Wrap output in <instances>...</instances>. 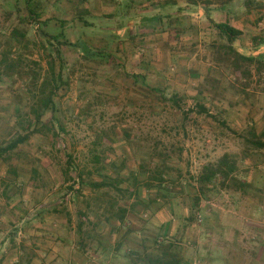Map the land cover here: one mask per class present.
<instances>
[{"label":"rangeland","instance_id":"374dc122","mask_svg":"<svg viewBox=\"0 0 264 264\" xmlns=\"http://www.w3.org/2000/svg\"><path fill=\"white\" fill-rule=\"evenodd\" d=\"M113 1L0 0V54L15 44L16 68L35 70L38 82L48 72L47 37L63 29L66 40L54 96L65 132L34 134L3 154L8 160L0 155V264L25 263L15 253L22 245L28 255L44 248L50 264L46 249L57 244L71 253L96 248L93 264L105 263L109 246L125 254L113 258L120 264H150L142 254L158 255L161 240L185 264H264V149L251 142L264 140V0H180L183 19L178 10L129 27ZM216 22L241 29L232 47L256 59H237ZM13 27L25 33L21 43ZM82 44L98 55L85 56ZM12 75L0 78L1 146L21 132L16 108L31 102L26 78ZM49 123L57 132L55 119ZM64 143L85 173L81 187L74 171H63ZM223 154L235 162V181L202 184L205 167ZM103 177L118 189L90 186ZM118 205L127 212L117 228L109 216Z\"/></svg>","mask_w":264,"mask_h":264},{"label":"trees","instance_id":"16d2710c","mask_svg":"<svg viewBox=\"0 0 264 264\" xmlns=\"http://www.w3.org/2000/svg\"><path fill=\"white\" fill-rule=\"evenodd\" d=\"M198 1V3L201 1L204 3L206 0H195ZM32 0H26V4L30 5ZM254 0H247L245 1V5L252 4ZM194 3V2H192ZM195 5V4H193ZM29 15L28 18L31 21H36L38 19V14H36L32 9H29ZM39 24V22H38ZM43 25V23H42ZM215 29L218 30V32L223 35L227 39V47L230 52L234 53L236 55L237 59H241L243 61H253L256 59L254 56H246L242 53H239L234 47H232L233 42L242 34V30L238 29L232 25H230L228 22H216L213 24ZM44 33L41 29H39V32ZM12 37L15 38V43H21V38L25 37V33L20 32L17 28L13 27L11 29ZM64 36V31L61 29L56 35H49L47 38V41L49 44H51V52H49L48 59H47V75L43 77V79L38 82V72L35 70H19L16 67L19 66V59L20 56L18 55L17 58H12L10 55L13 52V49L16 47L15 44L10 46V49L1 51L0 54V78L1 75H4L8 79L12 80V74L17 73V81L22 80L24 77L26 78L23 83L25 87L26 93L29 95V98L31 102L28 105V110L25 112H22L21 107L16 108L17 116L20 119V129L21 132H16V134L11 137L4 146L0 145V155L3 157V154H8L11 151H14L20 144L26 143L30 137L34 134H47L50 133L52 136H58L60 133H64V127L59 121V118L57 117V107L54 102V96L56 94V91L59 89V86L62 81V58L60 54V45L63 42H66V40H59L60 37ZM51 40V41H50ZM82 51L84 52L85 56L87 55H98L95 52H90L89 47L85 44H82ZM24 76V77H22ZM199 112L205 113L208 115V110L201 104H199ZM52 119H55L56 126L58 131L52 130V128L49 126ZM254 137V136H253ZM252 144L258 148V149H264V140H261L260 138H256L254 140H251ZM61 150L63 153V156L65 158L64 161V167L63 171L67 175L71 171H74L76 173V179L78 185L81 187L85 185L86 179L85 173L83 170H77L76 165L74 164L73 156L66 152L67 145L64 143V145L61 146ZM8 155L3 157L5 160H8ZM93 162L99 163L101 161V157L97 154L93 155ZM102 168L101 167H94L93 170L96 172H99ZM235 171V162L230 158L228 154H223L214 165H210L205 167V170L203 173L199 176V181L202 184H213L214 180H216V177H222L223 180L231 179L235 181V177L233 176V172ZM87 173L91 174V171ZM105 179L107 177H103L102 182H89L90 186L93 188H102L108 184V186H112L116 189H118L116 183L118 184L119 181L113 179L114 182L106 183ZM162 178H159L161 180ZM234 183V182H233ZM237 186H242L243 188H246L249 186V183L246 181H238L237 183H234ZM127 210L122 206H117V211L111 216L113 218L114 223L121 224L124 221V218L126 217ZM82 217L85 216L84 214H81ZM109 219V218H108ZM191 219V218H189ZM118 224V225H119ZM78 230L82 231V223L80 222L78 224ZM156 248L160 250V253L155 256H150L149 254H142L143 258L145 257V260H147V263L150 264H185L182 260V257L179 256L178 252L174 248L173 243L170 241H160L159 244H156ZM132 253V252H131ZM132 254H136L135 252ZM138 254H136L137 256ZM140 256V255H139Z\"/></svg>","mask_w":264,"mask_h":264},{"label":"crops","instance_id":"0c3cea01","mask_svg":"<svg viewBox=\"0 0 264 264\" xmlns=\"http://www.w3.org/2000/svg\"><path fill=\"white\" fill-rule=\"evenodd\" d=\"M102 4V8L104 9H110L112 8L111 4L109 3H104V2H100ZM180 0H114L112 5L115 6L116 8V12H120L122 13L123 16V21L124 23H122V26L125 25L126 27H129V23L132 20H136L139 23H143V22H156V23H160L162 21L169 20L170 19V15L176 14V12L179 10L180 12V17L178 19H183V13L187 8V4L186 3H182ZM175 8V10H174ZM171 11V12H170ZM174 11V12H172ZM113 11H109L108 13H111ZM115 12V11H114ZM129 20V21H128ZM128 22V23H127ZM149 26H152L150 24H147ZM182 38V37H181ZM180 38V39H181ZM114 222V221H113ZM119 223L117 222V228L119 227L118 225ZM117 231H119L118 229H116ZM122 240V238L120 239ZM63 245V244H62ZM61 244H57V247H52L51 249H46L47 252V256H52V262L50 264H93V258L92 255L95 252H99L96 248H92V250H88L87 252H85L84 254H82L80 251L75 250L73 251V253L66 252L65 251V246H62ZM48 247H51L49 245H47ZM117 246V245H115ZM115 246H113L115 248ZM112 247V248H113ZM65 248V249H64ZM117 248V247H116ZM121 248V247H120ZM119 248V249H120ZM15 253L17 252L18 254L20 253L21 255H24V262H21V264H45V259L43 258L46 253L44 252V248H38L36 249L37 254H29V250L25 251V247L22 245V247L15 246ZM22 249V251H21ZM77 251V255L75 254V252ZM108 251V252H107ZM106 251L107 255H108V259L106 260H101L104 261V264H120L118 263V261H114L113 258H119V256L121 255L120 253H116L114 250H112L109 246L108 250ZM102 252V251H100ZM105 252V251H104ZM65 253H68V256H65ZM103 253V252H102ZM120 254V255H119ZM106 255V256H107ZM38 256L42 257V258H38ZM122 257H125V254L122 252ZM123 257V258H124ZM35 258H38L39 260L36 261ZM80 258H82L84 261H79ZM105 259V255L103 257ZM18 262V258L14 260V264H17ZM9 263V264H12ZM20 264V263H19Z\"/></svg>","mask_w":264,"mask_h":264}]
</instances>
